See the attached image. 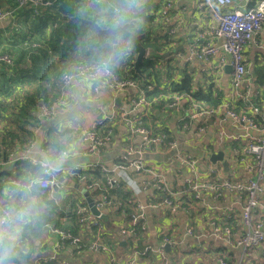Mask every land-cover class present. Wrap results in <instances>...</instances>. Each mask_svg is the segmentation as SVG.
<instances>
[{
    "label": "crops",
    "instance_id": "0c3cea01",
    "mask_svg": "<svg viewBox=\"0 0 264 264\" xmlns=\"http://www.w3.org/2000/svg\"><path fill=\"white\" fill-rule=\"evenodd\" d=\"M52 2L53 0H49V4ZM114 2L116 3V0ZM241 5H243L242 1L236 0L235 7H240ZM47 9V6L43 8L42 16L47 15ZM25 10H17L12 16L0 22V42L3 44L1 48H10L14 54V59L17 61L19 58L21 61H18L17 65L14 64L13 66H8L12 64V61L10 64L0 63V179L3 184H0L3 189V193L0 194V204L12 200V187L18 185L21 182L20 180L23 181L35 170L33 165L28 161L24 162L20 159L24 154L39 159L41 156L56 151L53 146L66 140L69 141V146L66 150L67 159L60 173L63 175V179L67 185L73 182V179L67 175L65 170L77 164L80 166L91 165V167L95 164L112 166L115 163L134 160L138 157L146 163L154 164L158 168L163 169L166 172L165 177L169 186L176 187L180 185L182 175L175 172L179 164L175 160L170 161L173 151L168 150L164 146L159 147L155 145L149 148L144 146L141 137L139 135H132L117 115L113 120L106 122L107 124L105 123L107 127L105 134H109L104 136L107 138L106 144L102 146L99 156L94 157L86 153V145L82 141L83 130L98 121L102 106L115 111L126 109L128 107L129 95H133L134 90L120 93L102 90L98 94H93L85 82L76 80L72 83L69 96L62 102L61 107L51 119L41 117L40 113L43 104L33 113L32 110H28L24 114V119L19 115V107H25L26 103L23 96L35 95L32 94L31 88L28 85L34 84L39 85L41 88L46 87L48 89L46 91L52 95L49 96L51 100L57 96V91L59 94V87L57 88L59 82L56 85L52 82V75L47 74L44 62L41 61L42 55L36 58L37 52L32 56L24 54L23 48H28V54L32 51L31 47L25 45L28 40L22 39L23 42L16 43L14 46L17 48L12 46V42L16 40L14 39L15 37L21 38L24 34L28 35L25 27L21 30L19 23L20 17L30 18L25 13ZM141 15L145 18L151 16L152 23L147 24L143 21L140 28L149 29L150 27V30L152 28L153 32H150L149 38H155L149 47H144L141 44L146 52L143 62L152 57V52H156L160 56V59H156L155 64L161 73H163L164 67L170 63H175L176 66L172 82H169L168 78L161 77L163 78V84L166 85L164 88L171 90L176 86V83L187 75L191 78L190 91L192 93L205 94L208 92L211 94L210 96L201 97L203 99L210 98L216 101H227L231 106L239 109L240 104L238 99L231 98V101L227 99L230 96L231 69L228 71L225 66L222 68L218 67L217 70L215 69L220 57H225L221 52L223 40L213 36L214 21L209 15L202 14L197 10L195 0H147ZM170 30L173 31L172 35L169 34ZM201 34L204 35L203 38L200 37ZM187 37L188 42L185 39ZM117 40L122 42L123 38H118ZM21 44H23V47ZM205 44L216 45L219 47V51L210 56L209 60L198 59L190 55L192 49L200 51ZM17 50H20L21 54ZM243 57L248 75L241 85V91L248 97L258 95L260 96V100L264 101V26L255 34L253 41L246 45ZM24 62H26L27 66H25ZM50 81L53 86L49 84ZM209 85H212V90H209ZM39 100L40 98H34V102H38ZM116 100L117 102H115ZM163 110L164 108L159 111L152 107L154 117L150 116V120L154 126L161 123L165 124L170 130L171 138L177 141L182 153L196 158L197 166L201 171H205L208 166L213 165L205 145L211 140L209 134L196 135L190 131H182V128L178 130L176 119L178 114L182 113L170 112L169 114H164ZM33 118L36 119L35 122ZM226 127L229 130H234L229 123H226ZM228 129L227 131L230 132ZM102 132L103 129L100 130V133ZM214 165H218V163ZM219 171L224 178L228 175L227 173H235L237 167L231 165L230 170L228 168L225 171L220 165ZM128 175L137 189L133 192L130 187L127 186L125 188L132 194L131 197L136 202L142 206H149L151 202L158 203L161 201L160 194L154 192L151 188L142 190L143 182L146 179L145 174L128 170ZM249 177L248 174H241L239 178L245 180ZM41 191L44 190L41 189ZM69 192L76 194V199H82L83 204L88 207L83 196L76 188L60 186L59 198L62 193L65 199L63 202H59L58 198L57 203H55L59 206L61 212H63L57 218L61 223L67 220V216L65 217L64 214L67 212V209L69 210L71 204V200L66 199V195ZM89 197L93 201L95 200L93 194H89ZM234 199V196L227 194V197L221 203L224 212L219 214L209 209L210 205H215L217 202L205 195L203 202L199 204V211L195 214V220L188 218L184 212L168 213L165 207L161 208L162 206L147 207L145 209L147 232L140 236L139 242H142V244L146 242L155 246L159 245L162 237L166 236L168 231L170 236L182 237V229L185 224L192 225L195 230L203 232L206 236L213 232L214 229L219 230L225 225L232 227L240 221V207L234 203ZM229 209L231 210L229 211ZM90 214L94 216L91 211ZM228 214L231 216L230 219L226 218ZM107 215L109 216L108 224L101 222L106 232L111 233V235L115 234L113 238L119 243V246L115 247L114 251L118 255H122L129 248V240L123 239L116 234L119 224H121L122 216L121 214H116V209L108 212ZM37 219L26 226L35 228ZM213 219L217 221L216 228L210 225V220ZM51 229L45 223L42 227L38 228L37 231L39 233L36 236L33 259L29 260L27 264L106 263L107 255L105 254L82 252L69 243H59L57 236ZM242 231V227L239 226L238 232L241 233ZM210 239L206 237L198 245L203 249L197 251L200 252L197 257L186 259L179 264H195L196 261V264H217V257L226 258L229 264L238 263L241 255L240 250L231 248L230 246H218L210 242ZM16 248H24L21 246L20 239L16 244ZM169 252L168 248L167 253ZM263 262L264 246L255 249L252 253L246 252L240 264H262Z\"/></svg>",
    "mask_w": 264,
    "mask_h": 264
},
{
    "label": "built area",
    "instance_id": "2783aa9c",
    "mask_svg": "<svg viewBox=\"0 0 264 264\" xmlns=\"http://www.w3.org/2000/svg\"><path fill=\"white\" fill-rule=\"evenodd\" d=\"M241 1L243 5L235 7L236 0H195L197 10L202 14L209 15L214 21L213 36L223 40L221 52L225 57H220L215 69L226 65L230 66V96L227 99L229 101L231 98L238 99L239 109L223 100L218 101V105L211 108L199 105L191 94L186 96L167 94L169 101L165 103L163 110L164 114L182 113L178 114L176 119L178 130L182 128V131H190L196 135L209 134L211 140L205 144L209 156L222 151V161L228 164L229 170L231 162L237 167L235 173H227L228 175L224 178L219 171L222 161L217 162L218 165L213 164L208 166L205 171H201L197 166L196 158L182 153L177 141L171 138L170 130L165 124L161 123L155 126L153 124L152 129L140 125L143 117L150 119L152 103L147 101L143 90L135 80H119L112 69L111 74L107 75L97 71L99 67L88 68L83 65L76 66L72 72L62 74L59 98L49 105L42 106L40 113L42 118L51 119L57 113L62 102L69 95L72 83L76 80L85 82L93 94H98L102 90L115 93L134 90V94L129 95L126 109L115 111L102 106L98 121L83 130L82 141L86 145V153L94 157L99 156L107 138L99 136L98 128L113 120L117 115L132 135L141 137L144 146L148 148L155 145L164 146L173 151L170 161L175 160L179 164L175 172L181 174L182 178L180 185L171 187L166 181V172L163 169L144 162L140 157L115 163L112 166L95 164L91 167V165L80 166L77 164L65 170L73 182L78 181L77 184L83 186L88 194L95 196L94 206L100 215H107L108 212L117 209V206L108 202L107 192L117 187L120 181L124 187L128 186L133 192L136 191L137 188L131 181L128 170L145 174L146 179L143 182L142 190L151 188L154 192L159 193L162 199L158 203L151 202L149 206H142L136 202L131 212L128 213L126 221L124 214H121L122 220L116 234L129 240L128 251L122 255H118L114 251L115 247L119 246V243L113 238L115 234L111 235L106 232L100 217L92 216L89 208L83 204L80 198L73 199L70 203L81 230L78 234H72L69 231L52 228L51 231L55 233L59 243H69L82 252L105 254L107 255L105 264H179L186 259L197 257L200 253L197 251L203 249L198 245L206 237L211 238L210 242L218 246H230L240 250L241 255L237 264H240L246 252L252 253L255 249L264 246V101H261L258 95L248 97L241 91V85L248 75L244 65V49L264 26V0ZM85 2V7L89 4H106L112 8L114 14L117 15L120 12V9L115 6L114 0H85ZM47 4L49 1L45 0H18L17 8L14 10H4L0 7V22L12 16L17 10L25 9L30 11L32 17H43L42 10ZM172 33L173 31L170 30L169 34L172 35ZM200 37L203 38L204 35L201 34ZM185 39L188 42V37ZM25 45L38 46L37 43H26ZM218 51L219 47L216 45L205 44L200 51L192 49L190 55L198 59L209 60L210 56ZM0 63L10 64L11 60L7 55L0 54ZM226 123H229L234 130H229ZM20 159L24 162L28 161L33 167H36L37 158L24 154ZM93 170H99L105 176L104 185L92 182L84 183L85 176L80 171ZM241 174H248L250 177L241 180L239 178ZM56 183L55 174L48 176L46 186L42 190L53 189L52 186ZM227 194L234 196V203L240 207L239 223L232 227L225 225L219 230L214 229L208 236L195 230L192 225L185 224L182 229V237L170 236L168 231L166 236L162 237L159 245L155 246L144 242L141 249L137 248L140 236L147 232L145 223L147 207L162 206L161 208L165 207L168 213L184 212L188 218L195 220V214L199 211V204L203 202L205 195L217 202L215 205H210V211L222 214L224 209L221 203ZM184 197L192 200L189 203L190 209L180 203ZM66 215L67 212L64 216L66 217ZM226 218L230 219V214ZM216 224L215 219L210 220L211 226L216 228ZM239 226L243 230L241 233L238 232ZM166 247L169 248V253H167ZM216 263L229 264L224 257H217Z\"/></svg>",
    "mask_w": 264,
    "mask_h": 264
},
{
    "label": "trees",
    "instance_id": "16d2710c",
    "mask_svg": "<svg viewBox=\"0 0 264 264\" xmlns=\"http://www.w3.org/2000/svg\"><path fill=\"white\" fill-rule=\"evenodd\" d=\"M17 1L18 0H0V7H2L4 10H14L17 8ZM83 2L84 0H55L51 4L46 5L48 8L46 10L47 15H43L44 18L42 19L34 20L28 17H25L24 19L23 17H20L19 23L21 30H23L25 27L28 35L24 34L21 38L15 37L14 39L16 40L15 42H12V46L16 47L14 45L20 41L23 42V40H31L30 43L38 42L39 46L31 47L32 51L29 54L28 48H23V52L28 56H32L35 52H37L36 58L39 55H42L41 61L44 62L47 74L52 75L51 77H53L52 82H54V85L58 84L57 82L60 84L62 74L72 72L76 66L83 65L87 66L88 68L100 67V62L107 59L113 50L123 48L124 55L118 61V63L112 66L111 69L117 74L119 80L131 79L138 81L137 84L143 90L145 98L147 101L152 103V107L156 108V110L160 111L165 107V103L169 101V99H167V94L182 96L191 94V96L194 97V100L201 106H210L213 108L218 105L219 102L214 99H203L201 97L210 96L211 94L208 92L205 94L192 93V91H190L191 78L187 75H185L184 78L176 83V86L171 90L164 88L166 85L163 84V78L161 77L168 78L167 80L172 82V76L175 74L174 71L176 66L175 63H170L164 67L163 73H161L155 64L156 59H160V56L157 55L156 52H152V57L145 60V62L140 65L141 76L135 74L133 68L135 51L132 47H128V40L123 38L121 42L117 40L118 38H121L118 35H102L100 42H98L95 29L92 26L81 23L80 20L75 19L77 16L81 19L92 20L96 16L99 25L103 28H106L114 27V22L116 19H118V16L116 14L113 15L114 12L109 5L89 4L86 8H84ZM124 3L125 0H116L115 6L118 7L120 11H122ZM57 19H60V22L55 25ZM144 22L147 24L152 23L151 16L146 18L144 17ZM150 32H153V29L151 28L150 30V27L149 29L139 28L135 32V34L143 33L146 35L141 41V44L144 47H149L152 45V42H154L155 38H149ZM23 44H21L22 47ZM2 45L3 44L0 42V48ZM34 49L35 51H33ZM17 51L20 52V50ZM0 54H5L10 58L12 64L8 66H13L14 64L17 65L18 61H20L19 58L17 61L14 59V54L11 52L10 48H1ZM25 63L26 62H24V64ZM25 66L27 65L25 64ZM52 82L50 81L49 83L51 86H53ZM59 84L57 85V88L59 87ZM209 86V90H212V85ZM28 87L31 88L32 94H35L36 96H23L26 102L25 107H19V115L23 119L24 114H26L28 110H32L33 113L37 108H39L41 104H51L59 95L57 91V96L51 100L49 96L52 95L46 91L48 90L46 87L41 88L39 85L34 84L28 85ZM34 98H40V100L38 102H34ZM151 116L152 118L154 117L153 112H151ZM33 119L35 122L36 119ZM106 124H103L98 128L99 136H105L106 134H109H105L107 130V127L105 126ZM140 125H144L147 129L153 128L152 121L144 117L141 119ZM101 129H103L102 133H100ZM103 133L104 135H102ZM68 146L69 141L66 140L64 142L57 143L53 146V148L62 152L63 150H67ZM80 173L85 176V184L89 182L98 183L100 185L105 184V176L99 170L85 172L80 171ZM1 181L2 180L0 179V184H2ZM2 193L3 189L0 186V194ZM107 193L108 202L111 205L117 206L116 214H124L126 221L128 213L131 212L133 206L136 203L135 199L131 197L132 194L127 191L121 181L118 183L117 187L113 188L112 190H108ZM48 197L49 194L47 191L44 190L40 192L41 200L49 207H47L37 219L35 228L25 226L24 232L20 238L21 246L24 248H16L18 256L17 258L13 259L11 264H27L29 263V260L33 259V250L36 247V236L39 233L37 230L38 228L42 227L44 223L49 228L56 230L69 231L72 234H78L80 232L81 227L77 218L72 212V205L70 204L69 210L67 209V220L61 223L60 220L57 219L62 215L61 210L55 203V200H50ZM191 202L192 200L187 197H184L180 200V203L187 209H190L189 203ZM137 248H142V242L138 243Z\"/></svg>",
    "mask_w": 264,
    "mask_h": 264
},
{
    "label": "clouds",
    "instance_id": "9594fccd",
    "mask_svg": "<svg viewBox=\"0 0 264 264\" xmlns=\"http://www.w3.org/2000/svg\"><path fill=\"white\" fill-rule=\"evenodd\" d=\"M146 2L147 0H125L122 11L117 13L118 19L114 22L115 34L124 36L125 32L128 33L129 48L132 46L131 35L135 34L144 21L141 13ZM85 5L86 2L83 3L84 8L87 7ZM25 13L34 20L44 18L32 17L29 10H25ZM59 22L60 19H57L55 25ZM120 29H124V31H120ZM30 41L28 40L27 43ZM31 43L38 44V42ZM123 55V48L113 50L107 59L100 62L97 71L110 75L112 66L118 63ZM66 159L67 151L61 152L58 149L41 156L35 161V170L18 185L12 187L13 199L0 204V264H11L13 259L17 258L16 244L21 238L25 226L39 218L44 210L49 207L41 200L40 190L46 186L48 176L62 170ZM48 198L55 200L57 196L52 193Z\"/></svg>",
    "mask_w": 264,
    "mask_h": 264
},
{
    "label": "water",
    "instance_id": "95a60500",
    "mask_svg": "<svg viewBox=\"0 0 264 264\" xmlns=\"http://www.w3.org/2000/svg\"><path fill=\"white\" fill-rule=\"evenodd\" d=\"M75 19L80 20L81 23L84 24H88L90 26H92L95 31H96V36L98 39V42H100L101 40V36L102 35H116L115 28H102L98 23H97V17L95 16L92 20H86V19H81L78 18L77 16L75 17ZM120 31H124V29H120ZM136 36H138L136 38ZM121 38H124L126 40H129V34L125 32L124 36H120ZM145 37L144 34H139V35H131V47L133 48V50L136 52V58L134 61V72L135 74H137L138 76H141V70H140V65L143 63V57L145 56V48L141 45V40H143ZM226 70H230L231 68H229L228 65L225 66ZM117 102V100L115 101ZM223 159V152L219 151L217 154H211L210 155V161L213 164H216L219 161H222ZM222 166L224 168L225 171L228 170V164L225 161H222ZM55 176L58 180V183H56L55 185H53V193L56 194L57 199L59 198V188L60 186H70V187H74L76 188V190H78V192L83 196L86 204L88 205V208L90 209L91 213L94 216H99L101 221L104 224H108L109 221V216L108 215H100L99 211L95 208L94 206V201L89 197L88 192L83 188V186L76 184L75 182H71L69 185H67L63 179V175L58 172L55 173ZM168 249V247H166V250Z\"/></svg>",
    "mask_w": 264,
    "mask_h": 264
},
{
    "label": "rangeland",
    "instance_id": "374dc122",
    "mask_svg": "<svg viewBox=\"0 0 264 264\" xmlns=\"http://www.w3.org/2000/svg\"><path fill=\"white\" fill-rule=\"evenodd\" d=\"M25 17H23V19H24ZM160 67V66H159ZM69 96V95H68ZM57 98H59V97H57ZM56 98V99H57ZM43 106V105H42ZM231 165H234L233 164V162H231ZM57 181V180H56ZM53 187V186H52ZM45 191H47L48 192V194L49 195H51L52 193H53V189H51V188H48V189H44ZM77 198V195L76 194H73V192H69L67 195H66V199L67 200H73V199H76ZM65 199V196L64 195H62V193H61V195H60V198L58 199L59 200V202H63V200ZM55 202L57 203V199H55ZM134 207V206H133Z\"/></svg>",
    "mask_w": 264,
    "mask_h": 264
}]
</instances>
